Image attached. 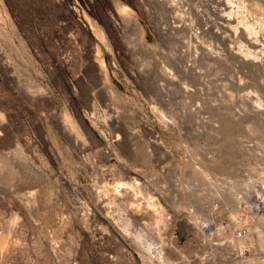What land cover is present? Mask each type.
<instances>
[{"label": "rangeland", "instance_id": "rangeland-1", "mask_svg": "<svg viewBox=\"0 0 264 264\" xmlns=\"http://www.w3.org/2000/svg\"><path fill=\"white\" fill-rule=\"evenodd\" d=\"M230 1L259 47L213 7L185 58L160 0L126 5L151 55L114 0H0V264H264V74L236 59L264 60V3ZM70 10L108 24L107 76ZM76 113L107 141L75 140Z\"/></svg>", "mask_w": 264, "mask_h": 264}, {"label": "bare ground", "instance_id": "bare-ground-1", "mask_svg": "<svg viewBox=\"0 0 264 264\" xmlns=\"http://www.w3.org/2000/svg\"><path fill=\"white\" fill-rule=\"evenodd\" d=\"M261 1L264 3V0H261ZM160 2H162L164 9L168 12V15H170V18L173 20V22L175 21L176 23H179V24L187 26L186 30L190 34V37H191L190 38V42H191L192 45L189 44L191 47H189V48L187 47L185 49V51H183V56H185V58L190 57V56H195L194 58H196V57L205 58V57L209 56V52L203 47L204 43L201 41V38L199 36L200 33H197L196 31H194L191 26H193V24L194 25L196 24V25H198L200 27H204L207 22H210L209 19H208V15H209L208 13L211 12L212 9L214 10V8L218 12H220L221 14H225L223 16L221 15L222 16V20H223V25L225 27L229 28V29H233L234 30V33H233L234 36H238L239 38L243 37L244 38L243 40H246L245 42H247L248 44H250L254 48L255 47L256 48L259 47L258 37L256 35H254L253 33H251V32H246V31H250V30L247 29L248 26L242 24V22H241V21H243L242 19L240 21V18H239V21H237L236 20L237 16L234 17V15H237V14L234 12L235 10H234L233 5H232L233 3H231L232 1H230V0H160ZM114 3H115L114 9H115V13H116V16H117L118 20L120 22H123L124 24L127 23L128 25H130L131 27L136 29L137 36H138V41H139L140 44H142V48H141L140 51L141 52H146L147 55H149V54L151 55V53L148 50L144 49V47H143V45H145V44H144V40H143L144 39V34H143L142 26L140 25L138 20L133 15L127 14L129 10L126 7V5H129V6L133 7V8H136V5H138L139 16L140 17L141 16L142 17L143 16L147 17V15H148L147 13L148 12H147L146 7L143 4L142 0H114ZM3 10H4V11H2L3 12V15H2L3 19L7 23V26L10 27L12 35L19 40L20 44L24 45L23 47L26 48V46H25V44L23 42L24 39H22V35L23 34L19 33L17 31V29L14 26L13 21H12L13 18L11 19L10 15L7 13V11H6V9L4 7H3ZM86 13H88V12H86ZM69 14L70 15H68V16H70L71 21L73 20L74 24L76 25V27L79 28V31H80V34H81V38L80 39L84 43V47L83 46L82 47L84 48L83 49L84 52L87 54V58L92 59V61L94 62V65L96 64L97 69H100L101 72L105 76H107V74L109 72H111V67L109 66L108 60L105 57L104 53H106V52L107 53H111L112 56L115 53V52L113 53V49H115V48L112 47L113 44H115V43H113L111 41L112 33H110L109 30H108V24H106V21L103 22L100 19L97 20V19H93L91 17H86L87 26H88V28H89V30L91 32L90 33L87 28H85L82 24H78V22H76L74 20L75 19L74 16L77 15V11L76 10H70ZM87 15H89V14H87ZM105 15H106V13H105ZM243 23H244V21H243ZM179 24H178V26H179ZM182 27L185 28L184 26H182ZM157 28H158L156 30L157 34L160 35L163 38L166 37V34L168 33V29H163V28H159V27H157ZM191 28H192V30H191ZM196 29H197V27H196ZM217 34H218V32H217ZM219 35H220V33H219ZM232 50H234V49L232 48ZM232 50L230 49L231 54L234 55L235 53H233ZM237 51L238 50H235V52H237ZM241 52H243V51H241ZM237 53H239V51ZM245 53H239L238 55L235 54L236 57H238V58L235 57L238 60V62H240L243 65H246V66H249V67H253V68H255V70L257 69L262 74H264V60H263V57L260 58L261 55L258 56L259 54L257 55V53H256L257 57H259L261 59L260 60L259 58H254V57L252 58V54H251V57H249L250 55L247 54V53H249V51H246ZM115 58H116V56H115ZM163 64L164 63L160 62L159 65H158L159 74L163 78H165L166 80H168V81L170 80L171 81L172 75H171L170 72L168 73L165 70V68H163ZM172 80H174V79H172ZM256 103H258V102H256ZM258 104H256V106H254L256 111L258 110L257 108H259V107H257ZM66 124H67L66 126L68 127L67 128L68 131H71V134H74V136H75L74 139L75 140L77 139V140L81 141V140H84L86 138V136L87 137L91 136V137L96 138L99 142H100V140L107 141L105 135L102 132L99 131L98 127L94 123H91L88 120H86L84 118V116L81 115V114H77L75 116H72V118H66ZM88 140H90V138ZM71 141H73V140H71ZM84 146H85V144H84ZM87 167L88 166L86 165V168ZM90 169H93V168H90ZM75 184L73 185L74 188H78V187H76L77 185H75ZM1 245H2V242L0 243V247H1Z\"/></svg>", "mask_w": 264, "mask_h": 264}]
</instances>
